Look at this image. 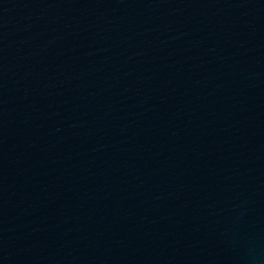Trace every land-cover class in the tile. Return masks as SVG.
Listing matches in <instances>:
<instances>
[{
    "label": "water",
    "instance_id": "1",
    "mask_svg": "<svg viewBox=\"0 0 264 264\" xmlns=\"http://www.w3.org/2000/svg\"><path fill=\"white\" fill-rule=\"evenodd\" d=\"M0 264H264V0H0Z\"/></svg>",
    "mask_w": 264,
    "mask_h": 264
}]
</instances>
